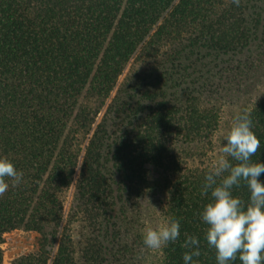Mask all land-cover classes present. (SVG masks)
<instances>
[{
  "label": "trees",
  "instance_id": "16d2710c",
  "mask_svg": "<svg viewBox=\"0 0 264 264\" xmlns=\"http://www.w3.org/2000/svg\"><path fill=\"white\" fill-rule=\"evenodd\" d=\"M263 90L264 0H0V156L24 173L0 245L39 236L10 264H183L186 235L216 264L201 185L239 111L264 163ZM169 216L179 239L145 248Z\"/></svg>",
  "mask_w": 264,
  "mask_h": 264
},
{
  "label": "clouds",
  "instance_id": "9594fccd",
  "mask_svg": "<svg viewBox=\"0 0 264 264\" xmlns=\"http://www.w3.org/2000/svg\"><path fill=\"white\" fill-rule=\"evenodd\" d=\"M235 6L240 0H231ZM251 114L237 112L223 135L219 154L204 175L201 195L210 196L199 213V219L207 226L204 240L215 250L216 264H264V163L252 162L261 149L253 132ZM24 182V173L14 163L0 156V196ZM244 183L248 190L245 201L233 195V189ZM180 221L169 216L155 227H147L142 234L145 248L161 250L175 243L181 233ZM183 264H199L200 240L186 235L181 245Z\"/></svg>",
  "mask_w": 264,
  "mask_h": 264
},
{
  "label": "rangeland",
  "instance_id": "374dc122",
  "mask_svg": "<svg viewBox=\"0 0 264 264\" xmlns=\"http://www.w3.org/2000/svg\"><path fill=\"white\" fill-rule=\"evenodd\" d=\"M264 95V90L259 91L257 95ZM224 125L220 133H225ZM219 154V147H216L212 155L213 161ZM38 234L32 231L22 229L10 231L3 236V243L0 245L2 251V263L10 264L20 256L32 254L37 250Z\"/></svg>",
  "mask_w": 264,
  "mask_h": 264
}]
</instances>
